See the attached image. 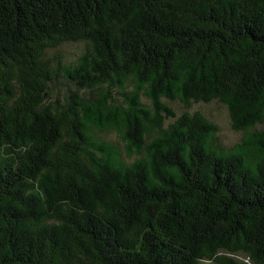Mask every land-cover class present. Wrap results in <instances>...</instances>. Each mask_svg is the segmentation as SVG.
<instances>
[{
	"label": "trees",
	"instance_id": "obj_1",
	"mask_svg": "<svg viewBox=\"0 0 264 264\" xmlns=\"http://www.w3.org/2000/svg\"><path fill=\"white\" fill-rule=\"evenodd\" d=\"M203 259L264 264V0H0V264Z\"/></svg>",
	"mask_w": 264,
	"mask_h": 264
},
{
	"label": "rangeland",
	"instance_id": "obj_2",
	"mask_svg": "<svg viewBox=\"0 0 264 264\" xmlns=\"http://www.w3.org/2000/svg\"><path fill=\"white\" fill-rule=\"evenodd\" d=\"M84 49V43L81 41L77 42H64L60 44L57 48L49 49L45 57L55 60L56 55H60L63 60L72 61L78 55L82 53ZM70 88H73V85L64 80L63 78H58L51 86H50V94L52 99L59 98L61 99L63 95L69 91ZM142 100L145 103L148 101L143 97ZM174 110L177 114H179L184 108L178 101L170 102ZM190 111L199 110L204 113L210 120L215 122L219 126V131L217 132V138L219 142L224 146H231L235 142L239 141L242 132L237 131L231 127V121L228 109L225 105L220 103L217 100H212L210 102H198L192 103ZM111 137V136H110ZM112 139H117L116 137H111ZM199 264H215L212 261L207 259H203Z\"/></svg>",
	"mask_w": 264,
	"mask_h": 264
}]
</instances>
